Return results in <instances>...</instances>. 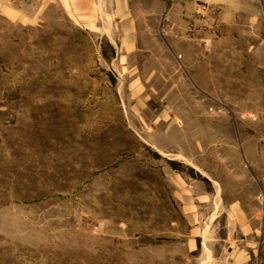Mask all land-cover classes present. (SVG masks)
I'll use <instances>...</instances> for the list:
<instances>
[{
    "label": "rangeland",
    "instance_id": "obj_1",
    "mask_svg": "<svg viewBox=\"0 0 264 264\" xmlns=\"http://www.w3.org/2000/svg\"><path fill=\"white\" fill-rule=\"evenodd\" d=\"M171 3L125 53L108 8L0 0V264H209L221 198L264 209V0Z\"/></svg>",
    "mask_w": 264,
    "mask_h": 264
},
{
    "label": "crops",
    "instance_id": "obj_2",
    "mask_svg": "<svg viewBox=\"0 0 264 264\" xmlns=\"http://www.w3.org/2000/svg\"><path fill=\"white\" fill-rule=\"evenodd\" d=\"M65 1L67 9L69 8L75 19L81 23L85 22L84 17L91 16L99 7L108 8V14L118 20L123 28L119 36L120 51L133 53L139 49L136 20L129 10L130 0ZM197 2L198 0H172L170 8L179 10V14L172 15V21L177 24L175 30L178 33L188 29L187 24L191 23L192 12ZM221 202L222 215L227 220V225H225L227 234L224 239L218 240L222 243L218 246L214 245L217 240H212V248L207 250L211 258V260L207 258L209 264H256L257 260L264 262V215L261 206L256 204L249 207L243 203L239 195L229 202L221 198ZM222 247L227 252H222Z\"/></svg>",
    "mask_w": 264,
    "mask_h": 264
},
{
    "label": "built area",
    "instance_id": "obj_3",
    "mask_svg": "<svg viewBox=\"0 0 264 264\" xmlns=\"http://www.w3.org/2000/svg\"><path fill=\"white\" fill-rule=\"evenodd\" d=\"M168 18L165 16L164 20L166 21ZM162 31H164V29H162ZM263 215H264V209H263Z\"/></svg>",
    "mask_w": 264,
    "mask_h": 264
}]
</instances>
